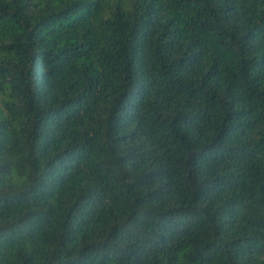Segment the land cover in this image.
Returning a JSON list of instances; mask_svg holds the SVG:
<instances>
[{
	"label": "trees",
	"instance_id": "16d2710c",
	"mask_svg": "<svg viewBox=\"0 0 264 264\" xmlns=\"http://www.w3.org/2000/svg\"><path fill=\"white\" fill-rule=\"evenodd\" d=\"M0 264H264V0H0Z\"/></svg>",
	"mask_w": 264,
	"mask_h": 264
}]
</instances>
